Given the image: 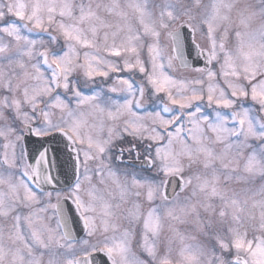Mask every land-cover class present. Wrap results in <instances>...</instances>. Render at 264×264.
<instances>
[{
    "label": "snow or ice",
    "instance_id": "obj_1",
    "mask_svg": "<svg viewBox=\"0 0 264 264\" xmlns=\"http://www.w3.org/2000/svg\"><path fill=\"white\" fill-rule=\"evenodd\" d=\"M0 264H264V0H0Z\"/></svg>",
    "mask_w": 264,
    "mask_h": 264
}]
</instances>
